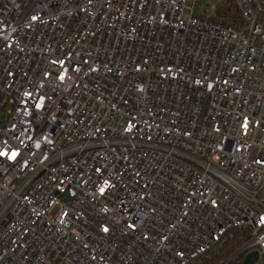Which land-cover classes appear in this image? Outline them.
<instances>
[{
    "label": "built area",
    "instance_id": "obj_1",
    "mask_svg": "<svg viewBox=\"0 0 264 264\" xmlns=\"http://www.w3.org/2000/svg\"><path fill=\"white\" fill-rule=\"evenodd\" d=\"M197 1L0 0V264L264 259V0Z\"/></svg>",
    "mask_w": 264,
    "mask_h": 264
},
{
    "label": "trees",
    "instance_id": "obj_2",
    "mask_svg": "<svg viewBox=\"0 0 264 264\" xmlns=\"http://www.w3.org/2000/svg\"><path fill=\"white\" fill-rule=\"evenodd\" d=\"M210 19L214 22L233 28H239L242 24L239 11L232 0H222L221 4L216 7L215 14L211 16ZM248 237L249 232L247 229H230L217 243L214 254L204 255L196 259L192 264H224L229 261V258L248 239ZM242 261L243 259L239 264H241ZM228 264L234 263L230 262Z\"/></svg>",
    "mask_w": 264,
    "mask_h": 264
},
{
    "label": "rangeland",
    "instance_id": "obj_3",
    "mask_svg": "<svg viewBox=\"0 0 264 264\" xmlns=\"http://www.w3.org/2000/svg\"><path fill=\"white\" fill-rule=\"evenodd\" d=\"M221 2L222 0H198L194 9V14L210 18L215 14L216 7L220 5ZM8 108L9 106H6L5 110ZM256 264H264V259H259Z\"/></svg>",
    "mask_w": 264,
    "mask_h": 264
},
{
    "label": "water",
    "instance_id": "obj_4",
    "mask_svg": "<svg viewBox=\"0 0 264 264\" xmlns=\"http://www.w3.org/2000/svg\"><path fill=\"white\" fill-rule=\"evenodd\" d=\"M259 259V253L257 251H251L244 256L241 264H256Z\"/></svg>",
    "mask_w": 264,
    "mask_h": 264
}]
</instances>
